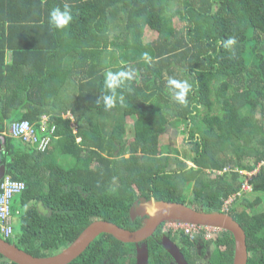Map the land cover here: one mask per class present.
<instances>
[{"label":"trees","instance_id":"16d2710c","mask_svg":"<svg viewBox=\"0 0 264 264\" xmlns=\"http://www.w3.org/2000/svg\"><path fill=\"white\" fill-rule=\"evenodd\" d=\"M65 3L72 21L54 29L50 12ZM109 71L133 75L105 110ZM170 78L191 85L186 107L172 99ZM44 115L57 127L45 152L7 134ZM179 120L190 142L182 157L161 144ZM0 146V167L26 184L8 241L35 257L56 255L96 221L140 229L148 218L131 210L152 198L223 212L246 180L240 171L264 161V0H0ZM251 184L258 196H240L228 212L246 233L248 264H264V166ZM162 226L141 243L149 264H176L166 235L189 264H233L232 233L192 241ZM141 244L103 234L70 264H136ZM0 264L17 263L0 254Z\"/></svg>","mask_w":264,"mask_h":264},{"label":"water","instance_id":"95a60500","mask_svg":"<svg viewBox=\"0 0 264 264\" xmlns=\"http://www.w3.org/2000/svg\"><path fill=\"white\" fill-rule=\"evenodd\" d=\"M5 174V168L0 167V181ZM136 216L148 218L145 224L138 230H127L109 221H96L89 225L69 247L54 256L35 257L1 237L0 254L17 264H70L80 257L97 237L103 234L112 235L126 244H141L152 237L157 229L166 221L179 220L190 224L218 228L232 233L235 240L233 264H248L249 253L246 243V233L242 226L227 213H206L195 210L186 204L156 202L152 198L148 202L138 204L135 209L131 210L133 220ZM162 245L176 264H189L178 245L169 237L163 238ZM136 260V264L150 263L149 250L146 244L138 246Z\"/></svg>","mask_w":264,"mask_h":264},{"label":"built area","instance_id":"2783aa9c","mask_svg":"<svg viewBox=\"0 0 264 264\" xmlns=\"http://www.w3.org/2000/svg\"><path fill=\"white\" fill-rule=\"evenodd\" d=\"M57 131L56 125L51 126L50 117L42 116L41 120L32 124L29 121H15L8 128L7 134L12 138L21 141L23 144L35 147L39 152H45L54 138ZM6 134V133H5ZM248 179L242 186L241 191L230 197L226 201L227 205H231L236 198L252 191L249 184L251 180V173H248ZM26 184L22 181L14 180L10 176H5L0 183V236L3 239H10L14 237V215L12 214V207L14 198L24 192ZM163 232L172 234L184 232L192 240L202 235L205 238H211L215 229L203 228L197 225L181 222H169L164 224Z\"/></svg>","mask_w":264,"mask_h":264},{"label":"clouds","instance_id":"9594fccd","mask_svg":"<svg viewBox=\"0 0 264 264\" xmlns=\"http://www.w3.org/2000/svg\"><path fill=\"white\" fill-rule=\"evenodd\" d=\"M72 14H71V9H70V5L65 3L63 5V10L60 8V7H56V8H53L52 11L50 12V16H49V25L54 28V29H57V30H64L66 29L70 22L72 21ZM235 44V39L234 38H231L229 40H227L224 44V47L225 48H229L231 45ZM145 58H147V54H145ZM132 72L131 71H119V72H107L106 74V78H105V89L106 91L102 94L101 98L103 103H104V107H105V110H111L112 108L116 107L117 105V89L121 88L122 86H125L126 84V81H130L132 79ZM168 88H169V91L171 93V97L172 99L177 102L178 104L180 105H183V106H187L188 105V99H187V96L189 94V92L191 91V85L189 83H187V81H181V80H178V79H175V78H170L168 80ZM99 102V101H98ZM119 103L121 106L124 105V97L123 95H120L119 96ZM44 116H47V115H44ZM49 117V116H48ZM42 118V117H41ZM41 120V119H40ZM39 120V121H40ZM23 121V120H22ZM27 121V120H26ZM38 121V122H39ZM30 122V121H29ZM37 122V123H38ZM31 123V122H30ZM32 124H36V123H32ZM10 127V126H9ZM8 127V128H9ZM8 131V129H7ZM25 145V144H24ZM28 146V145H27ZM264 166V161H262L254 170L252 171H240V174L242 175H245L246 176V180L248 179V173H253L257 168H260V167H263ZM6 176V174H5ZM4 176V177H5ZM3 177V178H4ZM11 177V176H10ZM2 178V179H3ZM245 180V181H246ZM252 180V179H251ZM251 180L249 181V184L252 188V191L253 192V186L251 184ZM2 181V180H1ZM0 181V183H1ZM18 181V180H17ZM245 183V182H244ZM26 190V189H25ZM21 195V194H19ZM236 195V194H234ZM244 196L247 195V194H243ZM18 196V195H17ZM233 196V195H232ZM231 196V197H232ZM239 199L236 198V200L232 203L234 204L237 200ZM227 201V200H226ZM225 201V203H226ZM231 204V205H232ZM225 205L224 204V211L223 213H227L229 214V209H228V206L227 205V209L225 208ZM188 206V205H187ZM147 220V219H146ZM145 220V222H146ZM169 222H181V223H187V222H184V221H179V220H170V221H166L165 223H163L162 225L164 226V224L166 223H169ZM145 224V223H144ZM143 224V225H144ZM190 224V223H188ZM192 225H195V224H192ZM163 226H162V229H163ZM197 226H200V227H203V228H208V229H215L217 230L216 233L213 234V236L211 238H205L204 236L200 235L198 237H202L203 239L209 241V240H212V239H215L217 237V235L221 232V231H224V230H221V229H218V228H213V227H207V226H201V225H197ZM183 232V231H182ZM162 233L163 234H169L171 236H177V235H180V233H176V234H172L171 232L169 233H164L163 230H162ZM184 233V232H183ZM1 237V236H0ZM14 237H15V233H14ZM13 238H10V239H14ZM165 237H168L167 235ZM197 237V238H198ZM2 238V237H1ZM170 238V237H169ZM190 238V237H189ZM3 239V238H2ZM171 239V238H170ZM6 240L7 242H9L8 240L9 239H4ZM163 240V239H162ZM172 240V239H171ZM190 240H192L190 238ZM196 240V238L194 239ZM192 240V241H194ZM173 241V240H172ZM174 242V241H173ZM176 245H178L176 242H174ZM13 244V243H12ZM15 245V244H14ZM179 247V246H178ZM180 248V247H179ZM181 250V248H180ZM182 252V251H181ZM184 255V254H183ZM175 262V261H174Z\"/></svg>","mask_w":264,"mask_h":264},{"label":"rangeland","instance_id":"374dc122","mask_svg":"<svg viewBox=\"0 0 264 264\" xmlns=\"http://www.w3.org/2000/svg\"><path fill=\"white\" fill-rule=\"evenodd\" d=\"M175 25L178 27H181V23L179 22V20H175L174 21ZM156 37V35L150 31L147 32L146 35V40L148 41H152L154 38ZM245 113H248V108L245 110ZM66 117H71L73 119V117L71 116L72 114L70 112H67L65 114ZM135 121V118H128L127 119V134H126V140L129 143L130 141L133 140V123ZM185 130L184 124L181 120L179 121H174L171 122V124L168 126L167 132L162 136L161 138V144L164 146H170V148L172 149V154L173 153H179L180 156H183V153L185 151V149H189V140H187V135L183 134ZM80 141V139H79ZM128 156V155H126ZM262 167L257 168L253 173H251V179H254L256 177V175L259 173V170H261ZM123 183L128 184L131 183V178L127 177L124 178ZM193 186H188L186 189V193H185V199H187L188 201H192L193 198V190H192ZM258 195L257 194H253V192H249L247 193V197L250 199H254L256 198ZM14 207L17 209L16 214H14L15 220H14V228L15 230H19V213L22 210L21 205L19 204L20 202V196H16L14 198ZM240 201V200H238ZM236 201V202H238ZM235 202V203H236ZM241 202V201H240ZM15 240H11V242H14ZM228 250V248H225ZM223 251H225L223 249ZM228 252V251H226Z\"/></svg>","mask_w":264,"mask_h":264},{"label":"crops","instance_id":"0c3cea01","mask_svg":"<svg viewBox=\"0 0 264 264\" xmlns=\"http://www.w3.org/2000/svg\"><path fill=\"white\" fill-rule=\"evenodd\" d=\"M22 193H23V192H22ZM22 193H21V194H22ZM19 196H20V195H19ZM14 200H15V199H14ZM13 205H14V201H13ZM13 215H14V214H13ZM18 216H19V215H18ZM14 220H15V217H14Z\"/></svg>","mask_w":264,"mask_h":264}]
</instances>
